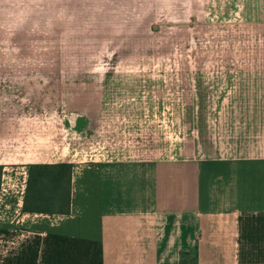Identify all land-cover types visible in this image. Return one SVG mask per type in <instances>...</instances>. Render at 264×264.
<instances>
[{"label":"crops","instance_id":"crops-1","mask_svg":"<svg viewBox=\"0 0 264 264\" xmlns=\"http://www.w3.org/2000/svg\"><path fill=\"white\" fill-rule=\"evenodd\" d=\"M240 1L245 21L264 22V0ZM142 5L0 0V61L21 59L24 44L65 43L51 40L59 30H94L97 44L126 37L116 31ZM41 76L51 74L0 68V264H179L183 253L191 264H264V109L220 156L75 161L63 148L39 151L46 138L32 121L39 95L31 87ZM59 163L72 165L69 212L23 211L29 166Z\"/></svg>","mask_w":264,"mask_h":264},{"label":"rangeland","instance_id":"rangeland-1","mask_svg":"<svg viewBox=\"0 0 264 264\" xmlns=\"http://www.w3.org/2000/svg\"><path fill=\"white\" fill-rule=\"evenodd\" d=\"M241 3L143 0L116 31L126 37L97 44L94 30H59L51 40L65 43L24 44L21 59L0 61L51 74L31 87L39 151L135 165L232 152L264 109V22L245 21Z\"/></svg>","mask_w":264,"mask_h":264},{"label":"trees","instance_id":"trees-1","mask_svg":"<svg viewBox=\"0 0 264 264\" xmlns=\"http://www.w3.org/2000/svg\"><path fill=\"white\" fill-rule=\"evenodd\" d=\"M71 174L72 165L68 163L30 165L22 210L46 214L69 212ZM179 264H186L183 256Z\"/></svg>","mask_w":264,"mask_h":264}]
</instances>
